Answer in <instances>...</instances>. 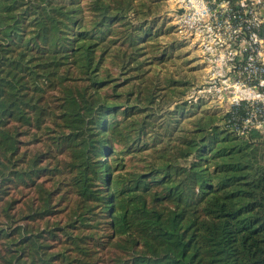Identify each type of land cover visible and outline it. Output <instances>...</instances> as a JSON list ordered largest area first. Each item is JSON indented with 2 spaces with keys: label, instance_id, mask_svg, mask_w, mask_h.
Returning a JSON list of instances; mask_svg holds the SVG:
<instances>
[{
  "label": "trees",
  "instance_id": "1",
  "mask_svg": "<svg viewBox=\"0 0 264 264\" xmlns=\"http://www.w3.org/2000/svg\"><path fill=\"white\" fill-rule=\"evenodd\" d=\"M158 5L0 0V264H264V135L170 104Z\"/></svg>",
  "mask_w": 264,
  "mask_h": 264
},
{
  "label": "built area",
  "instance_id": "2",
  "mask_svg": "<svg viewBox=\"0 0 264 264\" xmlns=\"http://www.w3.org/2000/svg\"><path fill=\"white\" fill-rule=\"evenodd\" d=\"M168 3L178 37L202 66L185 100H208L238 135H264V0Z\"/></svg>",
  "mask_w": 264,
  "mask_h": 264
},
{
  "label": "rangeland",
  "instance_id": "3",
  "mask_svg": "<svg viewBox=\"0 0 264 264\" xmlns=\"http://www.w3.org/2000/svg\"><path fill=\"white\" fill-rule=\"evenodd\" d=\"M159 5L157 6V14L159 16V23L162 26V34L160 39L163 44L168 45V49L175 55L177 63L180 65V69L182 67L187 69L189 77H193L194 81L191 87L188 89L187 93L191 90L195 83H197L201 79L202 71L198 69V54L195 53L192 49H190L185 43L181 41V39L175 34V30L173 28V23L171 19H169L168 9L169 3H166L165 0H157ZM197 58V59H196ZM182 72L178 71L176 75L181 74ZM200 75V76H199ZM187 93L182 96L181 99L174 98L171 100V105H175L176 102H181L185 100ZM190 104L202 105L205 107L206 104H210L208 100H187ZM209 107V106H207ZM214 109V108H213Z\"/></svg>",
  "mask_w": 264,
  "mask_h": 264
},
{
  "label": "water",
  "instance_id": "4",
  "mask_svg": "<svg viewBox=\"0 0 264 264\" xmlns=\"http://www.w3.org/2000/svg\"><path fill=\"white\" fill-rule=\"evenodd\" d=\"M178 12H179V13L182 12V9H180Z\"/></svg>",
  "mask_w": 264,
  "mask_h": 264
}]
</instances>
